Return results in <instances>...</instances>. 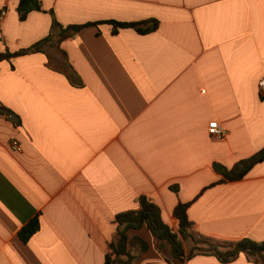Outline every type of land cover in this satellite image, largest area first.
<instances>
[{
	"label": "crops",
	"instance_id": "obj_1",
	"mask_svg": "<svg viewBox=\"0 0 264 264\" xmlns=\"http://www.w3.org/2000/svg\"><path fill=\"white\" fill-rule=\"evenodd\" d=\"M19 1L0 0V52L46 37L53 16L159 25L101 22L0 61V106L14 113H0V264H104L115 215L141 195L174 231L175 205L191 201L198 233L264 240V160L238 180L219 182L213 167L264 147V0H39L23 19ZM35 215L40 229L24 243ZM129 233L150 245L134 264H171L146 227ZM184 264L258 263L198 254Z\"/></svg>",
	"mask_w": 264,
	"mask_h": 264
},
{
	"label": "trees",
	"instance_id": "obj_2",
	"mask_svg": "<svg viewBox=\"0 0 264 264\" xmlns=\"http://www.w3.org/2000/svg\"><path fill=\"white\" fill-rule=\"evenodd\" d=\"M39 0H20L18 11L20 18H25L31 10H41ZM53 14V12L51 11ZM106 22L112 25V31L119 28L132 27L140 33H148L156 30L159 21L149 18L139 21L102 20L71 24L64 26L54 16L50 33L35 44L17 51L5 50L0 52V61L29 52L42 51L46 45L59 47L61 42L79 29ZM71 74H75L71 70ZM81 84V82H77ZM0 113L11 115L14 113L0 106ZM19 121H15L18 123ZM264 160V147L247 158L235 162L231 167L214 162L213 167L222 174L219 182L238 180L243 178L258 162ZM177 190V186H172ZM191 201H178L173 209V215L177 218L178 231H174L162 216L161 207L148 198L141 195L138 199V207L117 213L114 217L116 230L113 237L107 242L108 251L105 254L104 264H134L141 253L149 249V242L139 234L130 236L131 230H139L146 227L156 243L157 249L165 255L171 264H184L186 260L198 254L216 256L221 262L228 263L235 260L240 254H245L258 264H264V240L256 241L250 238L228 240L214 238L198 233L193 228V222L188 215ZM40 229L39 215H35L19 230L20 239L26 243Z\"/></svg>",
	"mask_w": 264,
	"mask_h": 264
},
{
	"label": "built area",
	"instance_id": "obj_3",
	"mask_svg": "<svg viewBox=\"0 0 264 264\" xmlns=\"http://www.w3.org/2000/svg\"><path fill=\"white\" fill-rule=\"evenodd\" d=\"M5 14H6V10H1L0 19H2L5 16ZM258 86H259V92H260L261 96L264 97V77H262L259 80ZM208 132L213 137H219L220 138L224 135V129L219 124V122L217 120H213V121L209 122ZM11 146L15 151H21L22 150L21 144L16 137H13L11 139Z\"/></svg>",
	"mask_w": 264,
	"mask_h": 264
},
{
	"label": "rangeland",
	"instance_id": "obj_4",
	"mask_svg": "<svg viewBox=\"0 0 264 264\" xmlns=\"http://www.w3.org/2000/svg\"><path fill=\"white\" fill-rule=\"evenodd\" d=\"M154 244H155V246H156V243L154 242ZM157 248V247H156ZM159 250V249H158ZM159 252H160V250H159Z\"/></svg>",
	"mask_w": 264,
	"mask_h": 264
}]
</instances>
